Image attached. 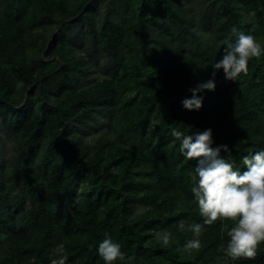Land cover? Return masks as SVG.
I'll use <instances>...</instances> for the list:
<instances>
[{"label":"trees","instance_id":"obj_1","mask_svg":"<svg viewBox=\"0 0 264 264\" xmlns=\"http://www.w3.org/2000/svg\"><path fill=\"white\" fill-rule=\"evenodd\" d=\"M233 26L264 46V0H0V264H103L105 234L133 258L116 264H264V242L224 253L233 220L203 224L171 134L211 128L240 168L264 148V55L181 105Z\"/></svg>","mask_w":264,"mask_h":264},{"label":"clouds","instance_id":"obj_2","mask_svg":"<svg viewBox=\"0 0 264 264\" xmlns=\"http://www.w3.org/2000/svg\"><path fill=\"white\" fill-rule=\"evenodd\" d=\"M230 33L233 38L222 41L223 54L211 64L213 71L210 78L190 88L191 95L181 100L184 109H201L204 93L216 89L217 72L222 70L226 81H235L240 74L248 71L251 58L264 55V46L252 34H246L235 26ZM171 134L179 140L180 155L195 161L190 191L203 224L211 225L218 219L233 220L234 224L227 232L229 239L224 253L233 260L256 257L258 245L264 242V148L243 155V168H240L221 155L222 151H230L226 144L213 146L211 128L187 134L173 129ZM189 228L193 238L186 241L184 250H198L202 246L199 239L202 225L193 223ZM171 239L172 233L167 230L157 236L161 247H167ZM60 252L63 253L64 249L61 248ZM96 253L103 264H116L126 259L130 262L133 259L130 256L126 258L121 244L107 234L97 244ZM55 264H68V259L65 257Z\"/></svg>","mask_w":264,"mask_h":264},{"label":"rangeland","instance_id":"obj_3","mask_svg":"<svg viewBox=\"0 0 264 264\" xmlns=\"http://www.w3.org/2000/svg\"><path fill=\"white\" fill-rule=\"evenodd\" d=\"M9 151H10V146H9V144L5 147V153H9Z\"/></svg>","mask_w":264,"mask_h":264}]
</instances>
